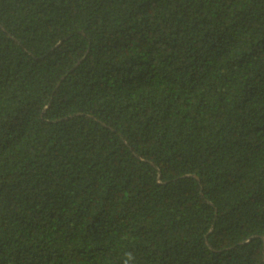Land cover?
<instances>
[{
  "label": "trees",
  "instance_id": "1",
  "mask_svg": "<svg viewBox=\"0 0 264 264\" xmlns=\"http://www.w3.org/2000/svg\"><path fill=\"white\" fill-rule=\"evenodd\" d=\"M0 264H264V0H0Z\"/></svg>",
  "mask_w": 264,
  "mask_h": 264
}]
</instances>
